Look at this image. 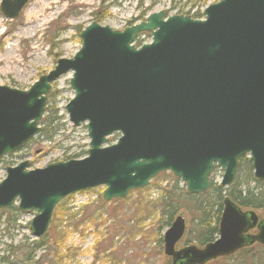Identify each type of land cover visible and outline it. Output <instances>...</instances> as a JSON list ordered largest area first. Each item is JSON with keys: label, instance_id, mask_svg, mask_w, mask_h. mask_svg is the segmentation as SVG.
Listing matches in <instances>:
<instances>
[{"label": "water", "instance_id": "95a60500", "mask_svg": "<svg viewBox=\"0 0 264 264\" xmlns=\"http://www.w3.org/2000/svg\"><path fill=\"white\" fill-rule=\"evenodd\" d=\"M28 1L1 0L0 12L15 19ZM203 16L157 12L122 31L92 22L79 34L78 52L28 90L0 86V160L40 133L51 84L69 72L74 96L64 109L89 139L83 159L5 168L0 210L18 201L20 213L34 211L29 230L38 240L62 200L101 186L104 202L124 200L168 172L187 194L201 195L214 168L223 171L219 186H231L242 156L264 181V0H220ZM143 33L151 41L136 48ZM185 232L178 214L162 235L166 264H208L264 248V217L229 198L213 242L180 248Z\"/></svg>", "mask_w": 264, "mask_h": 264}, {"label": "rangeland", "instance_id": "374dc122", "mask_svg": "<svg viewBox=\"0 0 264 264\" xmlns=\"http://www.w3.org/2000/svg\"><path fill=\"white\" fill-rule=\"evenodd\" d=\"M43 1L29 0L15 19H6L0 12V86L28 90L39 77L53 70L57 60L70 59L78 52L81 46L79 34L92 22L122 31L157 12H164L165 17L180 15L193 18L194 14L202 15L207 6L220 0H47L46 6L49 8L46 16L39 19L36 29L31 30L27 24L28 21H33L30 17L31 12L36 11V8L43 11ZM142 13L143 18H139ZM195 19H203V16ZM139 38L142 44L151 41L148 34H142ZM71 76L72 73L69 72L51 84L39 124L41 132L19 151L0 160V181L5 178V168L15 167L23 161L28 162L27 170L30 171L42 169L48 164L86 157L89 139L85 124L74 127L64 109L74 96L69 87ZM43 120L47 123L42 124ZM118 137V134L109 137L105 146L114 144ZM222 175V170L214 168L210 177L211 187L219 186ZM250 177L253 178L252 168L248 171L243 167L237 170L235 180L247 182ZM174 185H177L174 188H183L185 191V186L179 179L164 172L150 181L143 189L144 193L129 194L119 203L102 200L104 186L68 197L55 208L46 233V237L50 238V229L53 227L57 230L56 235L60 233L64 237L61 262H50L53 261L50 257V246L47 253L35 252L33 262H36L39 256H43L39 264L168 263L163 254L159 255L154 249L151 241L154 229H151L153 225L161 226L164 221L156 205L161 191L165 188L171 189ZM244 185L241 186L242 190L249 188L253 192H258L261 188L254 183H249L245 187ZM211 192L207 198L210 207L215 199ZM17 204L18 201H15L13 206L16 207ZM251 211L259 217H264L262 210ZM63 212L67 214L65 221L60 219ZM179 214L186 221L184 240L179 247L197 246L194 242L185 243L187 238L194 239L195 223H191L187 210ZM34 215L35 212L31 211L7 216L9 221L7 225L6 215L0 212V264H24L21 245L27 246L35 240L29 230V223ZM70 216L74 219H69ZM133 216H137L140 221L144 239H141L140 235H135L131 229ZM113 222L115 227L108 230L109 233L106 230L111 238L110 247L105 248L104 253H99L97 257L94 245L101 235H105V228H109ZM166 229L160 231L161 237ZM140 231L141 229L138 233ZM101 249L103 247H99V250ZM24 250L26 254L29 253L27 248ZM1 259L7 262H2ZM254 260L257 262V255ZM233 261L219 259L208 264H233Z\"/></svg>", "mask_w": 264, "mask_h": 264}, {"label": "trees", "instance_id": "16d2710c", "mask_svg": "<svg viewBox=\"0 0 264 264\" xmlns=\"http://www.w3.org/2000/svg\"><path fill=\"white\" fill-rule=\"evenodd\" d=\"M144 14L142 13L139 18H143ZM193 18H202L201 14H194ZM138 37L134 42L136 47H139L142 42L139 40ZM47 123L46 120L42 121V124ZM245 168L248 171H250L251 165L250 161L246 159V157H242L239 159L238 162V170L241 168ZM249 183H254L255 185L261 186L259 188L258 192H253L249 188L247 189H241V186L244 185L248 186ZM177 187V185H174L171 187V189H163L156 201V205L158 209L160 210L164 221L161 223V226H155L153 225V235H151V241L154 244V249L157 250V253L160 255L162 250V242H161V235L160 231L163 228H168L174 218L181 213L183 210H187L191 217V223H195L196 230L193 234L194 239H185V243L189 244L194 242L197 244L198 247H202L206 245L207 243H210L214 241L217 235V227H218V221L222 210L221 201L223 198L227 197L229 198L234 204H236L238 207L244 210H255V211H264V181L258 182L254 180L252 177L249 178L247 182H240L238 180H235L234 184L231 185L228 188L222 189L221 187H210L209 190H211V194H214L213 196L215 199L213 203H211V207L209 206L208 197L209 193H205L202 195H189L187 194L183 188L178 189L174 188ZM145 190L132 192V193H144ZM130 193V194H132ZM215 200L217 202H215ZM63 200L62 202H64ZM61 202V203H62ZM114 203H119V200H113ZM60 203V204H61ZM59 204V205H60ZM105 206V205H103ZM1 213L7 216H16L18 214V210L15 206H10L9 208L3 209L0 211ZM66 212H63L62 216L60 217L61 221H65V218H67ZM91 217V216H90ZM5 218V219H6ZM72 220L74 217L70 216L69 219ZM5 224H9L8 218L5 222ZM115 227L114 222L109 226V228H105V235H101L100 239L96 242V245H94L95 255L97 256L99 253H104L105 248L110 247V236L109 231L112 230L111 228ZM155 227V228H154ZM134 228V229H133ZM131 229L133 232H135V235H140L141 239H144L145 236L143 233L142 227H140V221L138 220L137 216H133L132 226ZM141 229L140 233L139 230ZM108 233H107V231ZM57 230L55 228L50 229V238L46 235L39 239V240H33L30 243L25 245H21L23 248V263L24 264H39L41 258L43 256H39L36 260V262H33V259L35 258L34 253L35 252H42L47 253V249L50 246V257L53 258V261L50 260V262L60 263L62 258V243L64 237L58 233L56 235ZM54 235V237H51ZM56 235V236H55ZM190 237L189 235H187ZM98 245V247H97ZM99 247H103V251L99 250ZM27 248L29 250V253L26 254ZM101 251V252H100ZM257 255V262H255V257ZM98 257V256H97ZM106 257V256H105ZM96 259V258H95ZM115 259V258H113ZM222 261H228V260H234L233 264H264V248L258 245H254L252 247L243 249L239 252H237L233 257L221 259ZM2 262H7L5 259H1ZM254 262V263H253ZM54 264V263H53Z\"/></svg>", "mask_w": 264, "mask_h": 264}, {"label": "bare ground", "instance_id": "6f19581e", "mask_svg": "<svg viewBox=\"0 0 264 264\" xmlns=\"http://www.w3.org/2000/svg\"><path fill=\"white\" fill-rule=\"evenodd\" d=\"M44 7H43V11H41L40 9L37 10V8L35 9L36 11H32L31 12V19H33V21H28V28H30L31 30H34L37 28V25L39 24V19L46 16V12L48 10L49 7L46 6L47 0H44Z\"/></svg>", "mask_w": 264, "mask_h": 264}, {"label": "flooded vegetation", "instance_id": "af4514ba", "mask_svg": "<svg viewBox=\"0 0 264 264\" xmlns=\"http://www.w3.org/2000/svg\"><path fill=\"white\" fill-rule=\"evenodd\" d=\"M233 184H234V183H233ZM233 184H232V185H233ZM168 263H169V261H168Z\"/></svg>", "mask_w": 264, "mask_h": 264}]
</instances>
